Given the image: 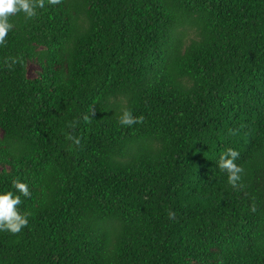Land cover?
I'll use <instances>...</instances> for the list:
<instances>
[{"label":"trees","instance_id":"trees-1","mask_svg":"<svg viewBox=\"0 0 264 264\" xmlns=\"http://www.w3.org/2000/svg\"><path fill=\"white\" fill-rule=\"evenodd\" d=\"M44 3L0 45V264H264V0Z\"/></svg>","mask_w":264,"mask_h":264},{"label":"clouds","instance_id":"clouds-1","mask_svg":"<svg viewBox=\"0 0 264 264\" xmlns=\"http://www.w3.org/2000/svg\"><path fill=\"white\" fill-rule=\"evenodd\" d=\"M51 5L61 3V0H48ZM44 0H0V45L6 43L8 32L13 28V24L9 22V18L17 13H24L26 18H33L38 8H44ZM16 61L13 60V63ZM87 119V117H86ZM144 122L143 115L133 117L130 110L124 109L119 117V123L122 126L131 127L135 124H142ZM73 139V137H69ZM74 143L79 145L78 138L74 139ZM239 158V152L235 149L229 148L226 153L220 156L217 162L221 170L228 174V184L236 189L241 185L242 174L244 169L237 165L235 161ZM13 188L22 194L24 197L31 195L27 184L13 181ZM21 204L19 195H14L9 191L0 195V231H7L11 234H18L28 224L27 215L21 214L17 206ZM255 211V208L252 209ZM170 218L175 216V213H169Z\"/></svg>","mask_w":264,"mask_h":264},{"label":"rangeland","instance_id":"rangeland-1","mask_svg":"<svg viewBox=\"0 0 264 264\" xmlns=\"http://www.w3.org/2000/svg\"><path fill=\"white\" fill-rule=\"evenodd\" d=\"M36 71H37V67L34 64L30 63L27 67V76L29 78L34 77L36 75Z\"/></svg>","mask_w":264,"mask_h":264}]
</instances>
